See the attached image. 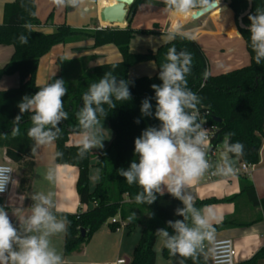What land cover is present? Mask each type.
Listing matches in <instances>:
<instances>
[{
    "label": "trees",
    "instance_id": "1",
    "mask_svg": "<svg viewBox=\"0 0 264 264\" xmlns=\"http://www.w3.org/2000/svg\"><path fill=\"white\" fill-rule=\"evenodd\" d=\"M143 1H134L127 17L128 25L125 28L108 25L99 28L97 22L93 24L94 26L74 28L67 23H62L51 33L39 29L41 21L37 15L36 0H13L4 5V20L0 24V45L13 46L14 52L9 62L0 68V80L4 76L18 74L19 83L14 88L0 91V149L6 150V157L10 161L24 165L21 181L31 182L35 171L36 154H32L34 142L27 136V131L32 126L31 114H23L16 132L14 129L17 125L13 120L19 114L17 105L22 97L26 94H34L38 90L37 73L42 57L55 46L84 41H92V48L113 45L121 54L120 61L103 63L95 67H89V60L92 57L70 60L62 55L57 56L56 64L60 72L51 75L46 82L51 83L56 78H62L66 82L65 87L68 88V94L63 100L69 117L68 120L61 122L62 132L60 138L55 141L56 152H62L63 156L56 158V162L79 168L77 192L80 202L93 205L89 210L76 214L53 211L58 219L66 216L71 222L64 239V253L67 256L81 252L93 234L110 219L116 217L115 223L109 222V228L112 231H117L121 222L125 224L129 233L137 226L142 227L140 239L128 264H155V245L158 237L155 234L156 230L167 228L166 221L168 220L183 219L175 215V210L183 207V204L168 193L163 196L158 195L156 202L151 205L137 204L135 195L142 190L136 184L129 185L117 171L120 168L129 167L135 158V138L147 126H159V121L153 117H142L140 107L145 98L152 99L153 107L155 106V93L151 85L162 83L158 75L161 64L166 62L164 57L168 48L175 46L177 52L187 50L192 54V70L187 76L188 87L200 97V103L197 105L200 118L218 127L212 136V153L208 155V158L210 159L213 153L222 147L225 135L233 133L230 142L239 141L244 145V154L239 158L242 163L256 165L260 159L259 153L264 141V62L261 65L255 63V54L250 47L248 29L239 28L251 63L213 75L209 72L205 51L192 38L177 36L169 42L162 43L155 51L146 53H134L130 50V44L136 34H160L156 28L136 29L132 26L135 13ZM220 2L229 3L235 12L237 22L239 16L247 10L249 5L248 0H220ZM257 8L264 10V0H252V9L249 14H255ZM249 14L243 19L246 26L250 25ZM52 16L53 13L49 15V18ZM25 24H31L32 30L25 28ZM21 34L28 36L27 44L20 43L18 38ZM146 61L156 63V74L131 78L128 74L130 67ZM109 71L118 80L125 79L133 82L129 84L132 99L117 102L115 109H110L107 105L103 106L108 115L101 119L108 122L114 132V137L109 147L98 155L100 157L95 167L100 172L99 180L95 188L91 190L89 184L91 160L95 156L93 151H89L85 158L78 159V147L69 146L67 143L70 134L77 133L76 112L83 105L82 95L91 83L98 81L105 72ZM206 72L207 77H205ZM137 119L140 120L138 124L135 122ZM239 181L240 192L238 194L224 199L215 197L197 199L196 207L202 208L232 202L238 208L243 201H247L249 207L260 208L262 216L252 220H243L236 215L225 216L220 223L214 224L215 232L231 227L250 226L264 220V199L258 197L254 182L248 175H240ZM0 205H4L1 197ZM82 229L85 230L84 235L81 232ZM169 231L171 232V229ZM208 244L205 242V252L199 255L195 264H210ZM162 256L166 259L173 257L164 245ZM262 259H264V247L249 260L236 264H258ZM184 263L194 264L190 258Z\"/></svg>",
    "mask_w": 264,
    "mask_h": 264
},
{
    "label": "clouds",
    "instance_id": "2",
    "mask_svg": "<svg viewBox=\"0 0 264 264\" xmlns=\"http://www.w3.org/2000/svg\"><path fill=\"white\" fill-rule=\"evenodd\" d=\"M219 2L161 0L164 11L174 18L202 16L217 8ZM54 3L62 8L77 9L84 0H54ZM148 3L150 6V0ZM248 20L250 47L255 54V63L261 65L264 62V10L257 8L255 14H249ZM25 28L31 31L32 25L25 24ZM177 36L191 38L190 32L181 23L171 25L165 34V42ZM18 39L21 44L28 43L26 35L21 34ZM164 59L166 62L161 64L158 75L162 83L151 85L155 93V106L152 99L145 98L140 107L141 116L153 117L159 121V126H147L135 138V158L129 167L117 171L129 185L136 184L142 190L135 195L137 204L151 205L156 202L158 195L163 196L165 192L181 201L183 207H178L175 215L183 219L166 221L167 228H158L155 234L171 256L182 258L178 264H184L189 258L195 264L199 255L205 252V242L214 241V223L219 220L210 206L197 208L194 197L186 194L185 189L197 183L210 169V174L214 176L236 175L235 160L243 156L244 145L239 141L230 142L234 134L227 133L219 162L215 165L210 163L207 158L208 130L203 126L206 121L200 119L197 107L200 97L188 87L187 82V76L192 70V54L187 50L177 52L173 46L168 48ZM207 75L206 72L205 77ZM65 83L62 78H56L54 82L38 86L34 94H26L18 102L19 114L13 120L17 125L14 132L18 131L23 114L30 113L32 126L27 136L34 142L33 155L37 147L51 145L60 138L61 122L69 117L63 100L68 94ZM130 83L133 82L118 80L109 71L91 83L82 95L83 105L76 112L78 159L85 158L93 149L104 148L101 117H107L108 113L103 106L115 109L117 102L131 100ZM135 122L138 124L140 120ZM62 156L63 153L57 151L54 159ZM11 173V169L0 167V193L6 191L9 183L12 186L18 184ZM45 178L55 182L53 168H49ZM32 200L27 210L13 208L11 215L5 205H0V264H66L62 255L52 247L50 237L66 233L71 222L66 216L58 219L53 213L55 204L49 194H34Z\"/></svg>",
    "mask_w": 264,
    "mask_h": 264
},
{
    "label": "crops",
    "instance_id": "3",
    "mask_svg": "<svg viewBox=\"0 0 264 264\" xmlns=\"http://www.w3.org/2000/svg\"><path fill=\"white\" fill-rule=\"evenodd\" d=\"M13 0H0V24L3 22L4 18V5L10 3ZM96 1V2H95ZM148 3V0H144L142 4ZM37 4V13L41 21H46L45 23L39 26V29L47 33L53 32L63 21L74 28H83L87 26H94L96 22L100 28L99 19V6L97 0H84V3L81 6L89 7L85 8V11L79 12L80 17H73L77 14L79 8H62L57 6L54 3V0H36ZM53 7V10L49 12L53 13L51 18L44 20V15L50 11ZM210 17H206L201 21V24L195 26L196 29L192 30L191 37L196 39L201 45H206V47L215 46L220 48L223 54H227L226 65H224L222 72H217V74H222L224 72L240 68L248 65L250 62L249 54L247 50L243 49L245 41L242 38L239 28L235 21V12L231 9L229 3L219 2V7ZM42 12V13H41ZM57 13V14H56ZM57 15V16H56ZM82 21L79 23L80 18ZM79 19V20H77ZM172 17L168 15L162 23L158 24L159 28L156 30L160 32L157 35H147L138 33L135 35L134 39L130 44V50L134 53H146L148 51H155L158 46L165 42V34L172 25ZM156 19L147 20L138 24L134 27L136 29H153V24L156 22ZM175 21H181L184 23V26L191 25L195 21L192 18L176 17ZM173 22V23H174ZM53 29V30H52ZM150 38V39H149ZM161 39L158 42L157 40ZM92 41L77 42L68 45H59L55 46L60 47L56 56H64L67 59H89V67H95L103 63L117 62L121 60V54L117 47L113 45H106L98 48H92ZM84 49V50H83ZM14 52V47L10 45H0V68L3 67L11 59ZM50 53V52H49ZM46 56V55H45ZM42 57L39 64V72L37 73V84H45L51 75L58 74L60 72L59 66L56 64V61L53 59L51 63V69L44 72L42 67L43 58ZM223 57V55H222ZM221 59H217L213 62V66H221L223 62ZM108 59H113L109 61ZM209 65V72L212 74ZM157 65L154 61H146L137 63L130 67L129 76L131 78H137L138 76H152L156 74ZM215 75V74H213ZM19 77L18 74L4 76L0 80V91L7 90L18 86ZM104 119H101V124L103 128V138H104V148L103 149H93V154L95 155L91 160L90 168V182L92 180V174L95 175V178L98 176V179L95 180L94 186L90 185V189L93 190L96 186V183L99 180V170L95 167V163L98 160V156L101 151L107 149L111 142L113 141V136L110 131L108 122L104 123ZM79 140L78 135H70L68 140L69 146H77ZM260 149V159L259 162L253 166L249 171H243L241 169L242 162L238 159L235 160V168L239 169L240 172L234 176L230 177H221L217 176L213 179H208L207 174L201 178L197 183H194L190 188L185 189L186 194H190L194 197V200L197 199H206L215 197L217 199H224L231 197L240 192V175H248L251 180L254 182L257 195L260 199H264V141ZM223 150V147H219L209 159L210 163L215 165L219 162L220 153ZM3 152V161L10 162V164L15 169V180L18 181V184L11 188L9 194L3 197L4 205L7 207V210L10 212L13 208H21L27 210L33 203L32 196L34 194H49L50 198L54 201L55 207L52 211L57 212H67L76 214L81 211H87L92 207L91 204H82L77 192V180L79 176V168L77 166L68 165V164H58L54 155L56 153V144L55 142L48 146H39L36 148L35 155V166L34 173L32 176L31 182L21 181L23 175L22 170H24L23 164H17L10 161L6 157V150L1 149ZM235 159V158H234ZM49 168H53L56 174L55 182H49L45 176ZM212 170V169H211ZM167 193V192H165ZM210 206L211 211L215 214L220 223L225 216H238L243 220H252L258 217H261L262 211L260 208L249 207L247 201H243L238 208L235 203L232 202H223ZM13 222L15 223V217H13ZM217 225V223H214ZM121 232L112 231L109 228V222H107L102 228H100L88 243L85 244L81 252L74 253L70 256H67L64 253V239L65 233L56 234L50 237L51 245L55 248L57 253L62 255V258L66 264H94V263H106L113 262L120 258H131L132 254L129 256V253H133L137 241L134 240L133 244L125 243V237L122 234L118 238L114 237V234ZM114 233V234H113ZM105 237L111 239L113 242L109 247L105 245H98L97 239L100 237ZM141 236V235H140ZM232 239L235 250H236V263L249 260L256 252L261 250L264 247V220L258 221L250 226L245 227H231L226 228L221 231L215 232V240L218 239ZM140 239V238H139ZM138 239V240H139ZM213 243V242H212ZM212 243L208 244V251L212 249ZM127 245V246H126ZM156 246V245H155ZM100 247V249H99ZM132 249V250H131ZM99 253L96 255L95 253ZM109 253V254H108ZM107 254V255H105ZM180 257L173 256L170 259L165 257H157L156 253V263L155 264H178ZM185 264V263H184ZM258 264H264V259L260 260Z\"/></svg>",
    "mask_w": 264,
    "mask_h": 264
},
{
    "label": "rangeland",
    "instance_id": "4",
    "mask_svg": "<svg viewBox=\"0 0 264 264\" xmlns=\"http://www.w3.org/2000/svg\"><path fill=\"white\" fill-rule=\"evenodd\" d=\"M0 4H1V2H0ZM97 4L99 6V0H97ZM85 8L87 10V8H89V7L88 6L85 7L84 5L83 6H80L79 7V10L77 11L78 13L75 14L73 17H80L79 16L80 15L79 12L82 13V11H85ZM52 10H53V7H52V9L50 11H48L47 13H45L46 15H44V20L47 19L48 15L50 14L49 12H51ZM215 11H217V10H213L212 12L207 13L204 16L198 18V19H195L194 20L195 22L192 23L191 25L183 26L185 30H188L190 32V37H191L192 30H195L196 29L195 26H198L199 27V25L201 24V21L203 19H205L206 17H210V15H212ZM37 15H38V13H37ZM168 15L169 14L164 11V5L161 3V0H150V6H149V3L141 4L139 6V8L137 9V11L135 13V16H134V20H133V26L136 27V26H138V24H140L142 22H145L147 20H151V19H156L157 21L153 25H155V24L158 25V24L162 23L163 20H165V18ZM3 18H4V15H3ZM80 19L81 20L77 19V20H79V23L82 21L83 17L80 18ZM171 20H172V24H173L174 17H172ZM40 21H41V19H40ZM45 22L46 21H43L42 24L45 23ZM62 23H63V21L61 22V24ZM158 26H153V28H157L158 29L159 28ZM125 27H126V25H125ZM125 27H119V28H125ZM239 32H240V30H239ZM242 38H243V36H242ZM160 40L161 39L159 38V40H157V41L158 42H162ZM194 40H196V39H194ZM200 46L203 48V50L206 53L207 60L210 63V69H211L212 74H217V72H222L221 70H223L224 65H226V61H227V56L228 55L227 54H223L222 51L220 50V48L215 47V46H211L210 45L209 47H206V45H201V44H200ZM242 47H243L244 50H246V45H243ZM59 49H60V47L53 48L50 51V53L46 54L45 58H43V62H42L43 65H42V67L44 69V72L45 71H48L49 69H51V63H53L54 55L57 54V51H59ZM222 55H223V57H222ZM221 57H222V60H223V62L221 63V66L220 65L218 67L217 66H213V62H215L217 59L220 60ZM57 58L58 57L56 56L54 60L56 61ZM108 60L109 61H112L113 59H108ZM104 123H107L106 120L104 121ZM109 131H110L111 135L114 137V132L112 130H109ZM70 135H77V133H73V134H70ZM3 156H4V154H3V152L0 149V163H9L10 164V162H7V161L4 162L3 161ZM95 180H96L95 175L92 174V180H91L90 184L94 186ZM119 230H121V232H118L117 234L116 233L115 234L113 233L114 234V237L115 238H118V240H119V237L123 234L124 237H125V243L128 244V246H131L129 244L130 243L133 244L134 240H136L137 243H138V239L140 238V235H141V232H142V227L141 226H137L136 228H133L132 232L129 233L127 227L125 225L121 224L120 228L117 231H119ZM110 240L111 239H107V238L101 236L100 238L97 239V244L98 245H103L104 244L105 247H109V245L111 243H113ZM162 248H163V243H162L161 239L159 237H157L156 246H155V252L157 253V257H163L162 256ZM99 249H100V247H99ZM95 254L100 256V254L97 253V252ZM131 254H132V251H131V253H129V256ZM105 255H107V254H105ZM176 257H178V256H176Z\"/></svg>",
    "mask_w": 264,
    "mask_h": 264
},
{
    "label": "built area",
    "instance_id": "5",
    "mask_svg": "<svg viewBox=\"0 0 264 264\" xmlns=\"http://www.w3.org/2000/svg\"><path fill=\"white\" fill-rule=\"evenodd\" d=\"M171 26V25H170ZM200 117V114H199ZM202 119V118H200ZM204 128H206L207 135H208V155L210 154V148L212 147V136L217 130L218 127L212 124L205 123ZM208 158V157H207ZM209 159V158H208ZM253 166L255 165H248L246 163H242L241 169L243 171H249ZM0 167H7L11 169L12 173L10 174L12 178L15 179V169L14 167L9 163H0ZM236 174L240 172L239 169H237ZM211 169L209 170V173L207 174L208 179H213L217 176L211 175ZM12 184L9 183L6 186V191L4 193H0V197L3 198L9 194L12 188ZM117 218L110 219V223H115ZM120 224H123L122 222ZM125 225V224H123ZM209 263L210 264H236V250L234 243L232 239L225 238V239H218L213 241L212 243V249L210 251V257H209ZM94 264H128L127 260L125 258L117 259L113 262H106V263H94Z\"/></svg>",
    "mask_w": 264,
    "mask_h": 264
},
{
    "label": "water",
    "instance_id": "6",
    "mask_svg": "<svg viewBox=\"0 0 264 264\" xmlns=\"http://www.w3.org/2000/svg\"><path fill=\"white\" fill-rule=\"evenodd\" d=\"M134 1L135 0H131V2H130V0H115V3H113L109 6L108 5L105 6L102 9V11L99 13L98 19H99L100 24H101V21H103V22L109 23V27H116L115 24H121V23H124L127 25L128 24L127 23V17L129 15L131 6L133 5ZM248 2H249V0H248ZM218 7H219V5H218ZM217 8H215V9H217ZM215 9H213V10H215ZM251 9H252V2L249 3L247 10L239 16L238 24H237L238 28L248 29L249 26H246L243 23V19L250 13ZM213 10L209 11L208 13L212 12ZM204 15H202V16H204ZM202 16H199V15L194 16V17H192V19L195 20V19H198ZM175 23H181L184 26V23L181 21H175L173 24H175ZM100 28H103V27H101V25H100ZM211 153H212V147L210 148V154ZM81 232L84 235L85 230L82 229ZM126 260H127V263L130 262L129 258H127Z\"/></svg>",
    "mask_w": 264,
    "mask_h": 264
},
{
    "label": "bare ground",
    "instance_id": "7",
    "mask_svg": "<svg viewBox=\"0 0 264 264\" xmlns=\"http://www.w3.org/2000/svg\"><path fill=\"white\" fill-rule=\"evenodd\" d=\"M115 3V0H99V13L102 11V9L105 6H109L111 4ZM99 21V20H98ZM109 26V23L101 21V27H107ZM116 27H125L126 24L121 23V24H115Z\"/></svg>",
    "mask_w": 264,
    "mask_h": 264
},
{
    "label": "flooded vegetation",
    "instance_id": "8",
    "mask_svg": "<svg viewBox=\"0 0 264 264\" xmlns=\"http://www.w3.org/2000/svg\"><path fill=\"white\" fill-rule=\"evenodd\" d=\"M249 3V2H248ZM235 21H236V18H235ZM236 23L238 24V22L236 21Z\"/></svg>",
    "mask_w": 264,
    "mask_h": 264
}]
</instances>
